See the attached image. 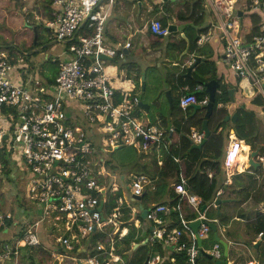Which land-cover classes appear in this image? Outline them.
<instances>
[{
  "label": "built area",
  "instance_id": "built-area-1",
  "mask_svg": "<svg viewBox=\"0 0 264 264\" xmlns=\"http://www.w3.org/2000/svg\"><path fill=\"white\" fill-rule=\"evenodd\" d=\"M114 3V0H51L52 15L45 21L46 29L53 33L49 39L68 46L60 55L63 59L53 57L57 73L52 83L26 77L25 68L15 69L6 50L0 48V168L2 154L7 153L6 158L13 162L12 157L20 153L28 167L27 198L44 213L34 221L31 214L22 237L0 239V264H20L23 249L41 245L38 227L46 219L51 227L56 226L58 216L65 235L57 237L59 249L51 253L52 259L63 262L67 258L78 264H130L131 253L123 250L121 243L126 235L122 232L124 208H129L133 216L126 221L138 229L142 222L138 214L147 209L143 220L148 225L144 230L150 227V232L145 243L159 241L168 253L183 254L187 264H199L203 256L201 249L213 261L222 258L219 242L214 241L210 250L203 247L211 232L209 223L216 225V232L219 226L222 233L227 231L228 226L221 225L219 220L209 222L205 217L208 206L217 209L215 201L220 191L215 192L201 211V199L187 193L180 175V182L172 184L174 191L186 197L197 217L187 220L179 214L178 225L171 226V209L167 205L150 203L145 207L141 199H135L155 188L147 174L119 173V188L106 182V157L102 153L132 146L146 156L167 147L166 136L173 131L172 127L165 128L160 122H148L137 115L141 109L139 93L119 92L117 97L104 62L124 59L131 44L127 41L110 45L105 41V23ZM202 7L204 12L197 14L203 20L201 31L195 36V46L213 38L220 41L224 60L235 78L246 79L254 95L264 98V0H203ZM147 28L157 37L170 34L168 25L159 19H152ZM18 77L21 81L15 82ZM184 89L185 93L178 99L180 110L209 102L207 95L198 100L188 87ZM195 89L202 90L203 86L199 84ZM230 136L221 162L225 183L236 173L235 163L241 148L236 136ZM203 137V131L190 130L192 143H200ZM256 158L264 168V157ZM157 162L161 164L159 159ZM206 174L211 179L214 171L208 169ZM127 178L130 181L125 186L123 180ZM11 217L10 213L0 212V234L5 219ZM196 219L205 223L194 233L189 224ZM93 234L97 236L95 242H92ZM263 234L258 233L257 240ZM145 261L144 264L159 263L157 257L148 256ZM171 261L174 263V258Z\"/></svg>",
  "mask_w": 264,
  "mask_h": 264
},
{
  "label": "crops",
  "instance_id": "crops-1",
  "mask_svg": "<svg viewBox=\"0 0 264 264\" xmlns=\"http://www.w3.org/2000/svg\"><path fill=\"white\" fill-rule=\"evenodd\" d=\"M9 1L11 0H8V2ZM30 1L32 2L35 0ZM140 1V10L138 11V13H136V0H114V6L105 23L104 37L107 44L113 45L116 43H124L127 41H129L131 44V47L125 50L126 56L124 59H107L104 62L105 70L110 76L111 83L117 89V97L119 95V92L129 91L139 93L140 99H144L143 101L148 104L147 112L144 109H140L136 112L139 117H141L142 119H146L148 122L149 119L153 123L160 122L165 128L172 127L174 131H172L173 133L179 132L182 130V128H179V130L176 129V131L174 130L175 127L178 128L174 124L175 120L180 116L185 118V116H187V114L190 112L189 108H187V110L185 111H182L179 110L178 105H176L179 97L185 93L184 88L188 87L180 86L179 78L180 76L192 77L194 75L196 66L190 71L189 74L187 73V68L189 67V65H191L190 61L193 60L190 59V55H197L201 57L203 61L205 60V57L212 60L214 66L216 67V71L218 74L217 76L221 77V85L229 84L228 89L234 88V102H231L230 100L228 103H218L217 110L219 114L216 116V119L218 118V120H220L221 118H224L226 114L231 115L236 112V108L244 105L247 107V109L254 110L257 118V137L256 140L254 139V141L249 142V144H247L245 140L240 139L237 137V135H235L233 130L234 123H231L230 121L224 122L223 124H221V127L216 129L215 131V119L213 118V120L209 122V129L211 130L210 135L215 132V134H221L223 137V141L220 145V166L225 150L230 144L231 136L229 137V135L234 134L236 138L241 142V148L237 153L235 163V166H237L236 173L230 178V182L225 183V176L223 173L217 176V191H220L221 193L219 199L225 192V188H230L238 192H240L242 189H246L240 184L235 185L233 178L243 175H249V180H255L257 182L261 179V177H263V169L259 166V168L261 169V172L259 173V171H257L258 167L253 168L249 166L248 160L250 158V153L255 149L259 150L258 155L264 157V107L262 105H254L250 103L251 98L254 96L252 88L248 85L246 79L235 78L233 72L227 66L224 60L222 54V43L216 38H213L202 46H196L195 50H193L192 52L188 49V53L184 55L183 52L187 49V43L189 42V40H192L197 34V26L194 30L189 29L188 26L192 22L191 19L188 18L189 14H183V18L177 19L176 13L178 11L188 13L193 2L190 4V8H187L184 5L180 7V10L177 9V6L173 8L171 5H169V8L170 10H172V12L170 13L169 11L168 14L167 10H165L164 8V5H162L164 2H161L160 0ZM48 2H45V4L47 5ZM41 6L43 7L44 5L42 4ZM153 6H157V10L154 14H151L152 17L147 18V15L150 14L149 11ZM48 10L49 11L47 12H39L37 14L36 12H34L36 14L35 20L43 24L44 27L45 21L51 18L52 15V13L50 12L53 10L51 4L49 5ZM165 17L168 18V24H174L176 26V31L170 33L166 37H156L152 35L148 31V23L152 19H161ZM35 20H33V23ZM141 20H143L144 22L142 23ZM30 22V19H27L24 23L26 25V23ZM36 25H38V23ZM199 25L198 28L202 26V23ZM26 26H28L29 28L33 27L32 25ZM142 75L144 76L145 86L147 87V91L144 95L141 92ZM124 77H127V79H125ZM156 84L159 85L158 89H156ZM166 91H169V96L172 98L173 106H170L168 98L165 95ZM174 104L176 105V109H173ZM192 128L196 131H200V128H198V126H192L190 130ZM189 133L190 131L184 133V136L189 137ZM178 138L179 137H177L175 142L176 145H180L181 147L180 140H178ZM255 160H257L256 157ZM15 178H17L16 175ZM255 188L256 186L252 187L251 189H249L248 187L247 189L249 190L247 192H253ZM241 206L243 208L242 217L238 218L237 216V219H240L242 223H244L246 237L240 243H237L239 247V249L237 250L239 252V258L237 257V259H235L234 257L229 261V264H231L232 262L233 264H256V262H258L259 264H264L263 251L255 249L256 246H260L263 243L264 234L263 236H261V242L259 243V240H257V236L254 235V231L252 230L251 226L247 225V222L253 221L256 218L257 212L264 215V211H262L264 209H260L262 206H264V199L255 202L251 197L248 196L241 202ZM17 208L18 217L16 220H14L12 225L14 226L17 223H21L22 225L24 224L25 229V225L29 221L31 214L25 216V208L22 205H17ZM131 217L133 216L131 215L130 211L129 218ZM123 224H125V226H131V222L129 223L128 221H124ZM147 225V222L142 221L141 228L139 229L140 232H146L144 228ZM8 227L9 226L5 225L3 229V233L5 235H7L11 228ZM126 231H128L127 228ZM225 234H228L229 236L232 235L230 232H228V227ZM39 235L44 237V227L40 228ZM0 236L2 237L1 234ZM146 238L144 240H146ZM247 241H250L252 244L256 243L257 245L255 244L256 246H254V248H248L246 246ZM41 243L43 245L46 244V240L41 239ZM41 248L44 250L43 246L31 247V249L30 247H26L25 249H23L21 264H63V262H58L48 255L39 253L41 252ZM228 248L229 246L227 245V253Z\"/></svg>",
  "mask_w": 264,
  "mask_h": 264
},
{
  "label": "trees",
  "instance_id": "trees-1",
  "mask_svg": "<svg viewBox=\"0 0 264 264\" xmlns=\"http://www.w3.org/2000/svg\"><path fill=\"white\" fill-rule=\"evenodd\" d=\"M169 3L170 2L168 0L162 4L164 5L165 10H167V13L169 11L170 13L172 12V10H170L169 8L170 5ZM50 4H51V0L47 3L48 7ZM156 8L157 6H153L152 9L149 11V13L154 14L157 10ZM189 12L190 13L188 18L191 19L192 21L191 24H189L188 26L189 29L194 30L195 27L197 26V32L201 31V29L198 28V25L202 23L203 16H199L197 14L199 12H204L202 7V2H200V0L193 1V4ZM176 17L177 19H181L184 16L182 12L178 11L176 13ZM159 20L162 22L163 25H168L167 17L161 18ZM188 43H189V50L191 52L195 50L196 48L195 37L192 40H189ZM3 47L5 48H2V46H0L1 49L4 50L6 49L10 53L13 50H16L15 46H11L8 43L5 44V46ZM31 48L33 47L31 46ZM25 51H28V49ZM204 59L205 60L203 62H200L198 65H196V70L192 77L180 76L179 78V85L188 86L189 91L194 92L198 100L203 99L207 94L205 93L204 89L199 91L196 90L195 88L197 85L199 84L202 85V82H206L212 79H217L220 82V78H221L217 76L218 74L216 71V67L213 64V61L208 59L207 57H205ZM56 73H57V67L55 74L45 77L44 78L45 81L43 82L52 83ZM228 85L229 84H222L218 89L216 93L215 105L217 103L224 104L230 101V97L227 92L229 88ZM158 87L159 85L156 84V89H158ZM146 91H147V87L144 85V88L143 90H141V92L144 95ZM250 103L254 105H262L264 107V99L260 94H255L251 98ZM176 105H178V102L176 103ZM176 105L174 104L173 109H176ZM178 109L180 110L179 107ZM1 110L3 111L4 109L2 108ZM236 112H237V119L236 122L233 124L234 133L235 135H237L238 138L245 140L246 143L249 144V142H253L254 139L256 140L257 137V118L255 111L252 109H247V107L244 105L236 108ZM218 121H219L218 118L217 119L215 118V131L218 127H221V124L224 123V122L218 123ZM200 122L201 120L198 118L192 121L191 119L185 120L182 116L178 117V119H176L174 123L178 128H176L173 125L175 127L174 130L175 131L176 129L179 130V128H182V130L175 133H173L174 132L173 131L172 133L167 134L166 136V140L168 142L167 147L160 148L159 151H152L146 156H142L141 154H139L136 151V149L133 148L132 146H120L119 148L111 151V153L123 152L124 154L128 153V155H131V156H127L126 160H121L122 163H120L119 168H121V170L123 171L122 174L127 172L145 173L150 178H152V180L155 183V188L150 191L152 193V198L155 199V201L153 199L147 200V204L161 203L167 205L171 209L169 213L170 219L173 220L171 226L178 225L177 220L179 214H183L187 220H191L197 217V213L187 203L186 197L177 194L174 191V187L172 184L180 182V175L183 177V181H184L183 184L187 193L195 195L201 199L199 204V209L201 210L203 206H207L214 198L215 192L217 191L218 188L217 176L219 174H222V170L220 166V155H221L220 145L221 142L223 141L222 135L215 134V132H213V134L210 135L207 142L200 149H190V142L184 136V133L190 131V128L192 126H198V128H200ZM177 137H179L178 140H180L181 147L180 145L179 146L176 145L175 140L177 139ZM6 155L2 154L1 156L3 165L0 168V175H3L9 179H13L11 177L12 171L14 172L13 164H11L13 162H11L8 158H6ZM174 157H177L178 160L175 161ZM158 159L161 160V164H158L157 162ZM106 165L107 167H110L113 170H117L116 168L118 167L115 166V164L112 165L109 162V160L106 161ZM208 169L214 171V175L211 179H209L206 174V171ZM148 192H146V194ZM146 194L142 197L143 200ZM111 204L112 205L114 204V198L111 199ZM129 217H130V209L124 208L122 220L126 221L129 219ZM138 218L141 221L143 220L141 218V213L138 214ZM4 223L7 226H12L13 219L7 218L5 219ZM5 225L3 226V229ZM247 225L251 226L255 236H257L258 233L260 232L264 233V215L257 212L256 218L253 221L247 222ZM131 226L132 227L130 228L128 233L121 239L123 250L129 251V253H131L130 264H144L145 260L148 257L146 256L145 258H143L145 254L146 244L149 246V248L154 246L157 252L160 253L162 260L160 264H173L171 258H174V264H187L186 258L183 254L168 253L164 245L159 241H155L152 243L147 242L142 246L137 247L135 250H132L133 244L142 242L144 238H140L138 240V238L135 237V228L137 227H135L132 223ZM3 229L1 230V235L4 234ZM149 232H150V227H148L146 230L147 234H149ZM23 233H24V229L16 234L18 235L17 238L22 237ZM139 235H141L140 232ZM96 238H97L96 234H93L92 242H95ZM247 245L250 246L251 248H254L255 246L250 241L248 242ZM255 249L259 251L262 250L264 254L263 243L260 246H256ZM46 253H47L46 250H43L41 248V254H46ZM219 264H226V263L220 260Z\"/></svg>",
  "mask_w": 264,
  "mask_h": 264
},
{
  "label": "rangeland",
  "instance_id": "rangeland-1",
  "mask_svg": "<svg viewBox=\"0 0 264 264\" xmlns=\"http://www.w3.org/2000/svg\"><path fill=\"white\" fill-rule=\"evenodd\" d=\"M132 1V0H128ZM137 2V9L136 13L140 10L139 3L141 4L140 0H136ZM195 0H170L169 4L175 8L177 6V9L180 10V7L186 6L187 8H190V4ZM8 0L3 1L0 0V46L2 48H5V44H10L11 46H15L16 50H13L11 53L6 50L9 60L13 67L16 68H25V70L28 72L26 74V77H37L39 81L43 82L45 81V77L54 75L56 72L57 64L53 62V57H56L57 60L63 59L60 55L65 51L68 46L61 41L55 42V39H49L50 36L53 35L51 30L45 29L44 25L38 22L36 19V14L39 12H47L49 11L48 5L45 4V2L48 1H41V0H11L8 3ZM200 2L203 3V0H200ZM30 4V5H29ZM44 5L43 7L41 5ZM36 12V14L34 13ZM51 12V11H50ZM181 12V11H180ZM183 13V12H182ZM42 14V13H41ZM183 14H189L183 13ZM43 15V14H42ZM148 17H152L151 14L147 15ZM30 19V23H26V25H32L33 27H28L25 25V20ZM50 19V18H49ZM33 20L34 23H33ZM143 23L144 21L141 20ZM38 23V25H36ZM34 37L38 41L42 42V46L45 44H48L44 46L42 49H40L36 53H32L27 55L28 52H31L32 50H35L34 47L36 45L33 44ZM53 42L52 44H49L50 42ZM34 45V46H33ZM31 46L33 48H31ZM28 51H25L27 50ZM24 54V55H23ZM29 56V57H28ZM128 77V75H127ZM127 77H124L127 79ZM130 78V77H129ZM21 81V78L18 77L15 79V82ZM218 104V103H217ZM100 143V140L97 141ZM103 144V141H102ZM106 152L102 153L103 156L106 157V161L109 160V162L115 166H118L116 170L111 169L110 167L104 166L106 169L107 174V184L113 183L114 187L119 188V181H118V175L119 173H123L121 168H119L120 163H122L121 160H126L128 153L124 154L123 152H116L111 153ZM13 163V170L11 173V177L13 179L6 178L3 175H0V212L2 213H10L11 218L14 220L18 217V208L17 205H22L25 208L24 215L28 216L30 214L33 215V220H37L40 218L41 215H44L43 210L37 206L36 203H33L32 201L28 200L27 198V178H28V167L24 163L22 157L20 156L19 152H16L15 157H12ZM263 171L264 168L260 166ZM103 171V170H102ZM257 171L259 173L261 172V169L258 167ZM105 172V171H104ZM15 174L17 178H15ZM133 172H127V175H131ZM249 175H243L240 177H234V184H240L244 186L246 189H242L240 192L235 191L230 188H225V194L223 193L220 197L222 200H228L225 202H222L220 204V212L221 214L217 215V210L213 206H208L205 211V217L210 222L214 219L219 220L220 224L223 226H228V232H230L232 235L229 236L228 234L221 232V227L219 226L217 228V235L220 237V239H226L228 248V253L224 254V249L221 246L222 249V258L221 260L225 262L226 264H229V261L232 260L234 257L237 259L239 256V252L237 251L239 249L238 242L240 243L243 239L246 237V231L244 230V223L238 218L242 217L243 208L241 206V202L246 199L248 196L251 197L255 202L258 200L264 199V174L263 177L259 181L255 180H249ZM130 180L127 178L123 180V183L125 186H127V183ZM256 186L255 190L253 192H247L252 187ZM249 187V189H247ZM235 188V187H234ZM247 192V193H245ZM245 193V194H244ZM126 194L130 196L129 189H126ZM243 194V196H242ZM130 198V197H129ZM153 199L152 193L149 191L144 200H141V203L144 205H147V200ZM155 201V199H153ZM131 206H135V202L130 201ZM22 214V213H20ZM47 218L48 216H44ZM144 222H147L146 220H142ZM23 223V222H22ZM148 223V222H147ZM49 224V225H48ZM56 226L51 227V223L48 222V219L45 220L44 223H42L38 227V235L40 228H45V235L42 237L39 235L40 240L45 239L46 244H42L39 246H43L44 250H46V254L50 256L52 252H58L59 244L57 243V237L61 235H65L64 229L62 227V224L58 219L56 221ZM13 226V225H12ZM11 227L7 235L2 234L1 239H9L11 237H17L16 235L18 232L22 231L24 229V224L21 223L15 224L13 227ZM29 225H25L24 232L28 229ZM8 227V228H9ZM132 226L129 225H123L122 232L124 234H127ZM126 228L128 231H126ZM138 228H135V237L138 238H146L148 234L146 232H140L142 233L139 235ZM44 234V233H43ZM213 233L212 231L209 233L208 237L204 240L203 246L205 250H210L211 246L213 244L214 236L212 237ZM84 243L83 241H81ZM249 241L246 242V246H248ZM261 242V239L259 240V243ZM258 243V242H257ZM254 243L253 245H255ZM264 244V240H263ZM37 247V246H35ZM251 248V247H250ZM31 249V247H30ZM41 253V252H39ZM146 256L150 257H157L159 264L161 263V255L157 252L154 246L149 248V246L146 244L145 254L143 258ZM239 258V257H238ZM21 264V258L19 260ZM59 262V261H58ZM5 264H10V262H6ZM63 264H78L76 261L71 262L69 259H65L63 261ZM199 264H214V261L211 259L205 258V256H201L199 258ZM233 264V262L231 263Z\"/></svg>",
  "mask_w": 264,
  "mask_h": 264
},
{
  "label": "water",
  "instance_id": "water-1",
  "mask_svg": "<svg viewBox=\"0 0 264 264\" xmlns=\"http://www.w3.org/2000/svg\"><path fill=\"white\" fill-rule=\"evenodd\" d=\"M160 1L161 2H166L168 0H160ZM239 14H240V12H239ZM85 22H86V20L83 21V23L81 24L80 27H82ZM168 29H169L170 33L175 32L176 31V26L174 24H168ZM36 38L34 37V41H33L34 45L37 44ZM52 43L53 42L51 41L49 44H52ZM46 45H48V44H45L43 46H39V47L35 48V50H32L31 52H28L27 55L38 52L40 49H42ZM188 49H189V43H187V49L184 50V52H183L184 55H186L188 53L187 52ZM190 57H191L190 59H193V62L187 68V73L188 74L190 73V71L193 68H195V66L197 64H199L201 61H203V59L201 57L197 56V55H193L192 54V55H190ZM102 59H105V58L102 57ZM144 85H145V81H144V76L142 75L141 76V90H143ZM202 85L204 87L205 93L208 95L209 102L205 106H200L198 104H193V105L189 106L188 108L190 109V112L187 114V116H185V119H191L192 121L194 119H197V118L200 119L201 120V122H200V130L204 132V137H203V139H202V141L200 143L195 144V143H192L191 139L188 136H186V138L190 142V149H200V148L203 147V145L205 144V142L207 141V139H208V137L210 136V133H211V130L209 129V122L211 121V119H213V118L215 119L217 114H218V110H217L218 106H217V104L215 105V103H216V93H217L218 89L220 88L221 83L218 80H216V79H212V80H209V81H206V82H202ZM227 92L229 94L231 102H234V98H233L234 88L228 89ZM165 95L168 98L170 106H173L172 98L169 96V91H166ZM139 107L141 109L146 110V112L148 111V104H146L143 100H141L139 102ZM219 107H221V106H219ZM236 119H237V112H234L231 115L226 114L224 116V118H222V119H220L218 121V123H223V122H228V121H230L231 123H235ZM149 122H151L150 119H149ZM258 154H259V150L258 149H255L254 151H252L250 153V158L248 160L249 166H251L253 168H257V167L260 166V163L257 160H255V157L258 156ZM144 195L145 194H143L142 196H136L135 199L136 200H140V199H142V197ZM225 201H228V200L216 199L215 203H216V206H217V215H219L221 213L220 210H219L220 209V204L222 202H225ZM205 207L206 206H203L201 208V211L205 210ZM146 213H147V209L143 208L142 211H141V218L142 219L145 218ZM201 223H205V220L196 219V220L190 222L189 225H190V227H191V229H192V231L194 233H196L197 228L199 227V225ZM208 225H209V227H210V229H211V231L213 233L214 240L221 244V246L224 249V254L226 255L227 254V243L224 240L220 239V237L217 235L216 225L214 223H209ZM195 237H196V240H197V244L199 246H201V240L199 239L197 234H195ZM144 243H145V240H143L140 243H135L133 245V248H137L138 246H142ZM200 254H202L203 256H205V257L210 259V257L205 252L202 251V249L200 250ZM219 262L220 261L217 260V261H215V264H219Z\"/></svg>",
  "mask_w": 264,
  "mask_h": 264
},
{
  "label": "flooded vegetation",
  "instance_id": "flooded-vegetation-1",
  "mask_svg": "<svg viewBox=\"0 0 264 264\" xmlns=\"http://www.w3.org/2000/svg\"><path fill=\"white\" fill-rule=\"evenodd\" d=\"M41 44L42 42L38 41V43L36 44V47L42 46Z\"/></svg>",
  "mask_w": 264,
  "mask_h": 264
},
{
  "label": "clouds",
  "instance_id": "clouds-1",
  "mask_svg": "<svg viewBox=\"0 0 264 264\" xmlns=\"http://www.w3.org/2000/svg\"><path fill=\"white\" fill-rule=\"evenodd\" d=\"M185 119V118H184ZM185 120H187V119H185Z\"/></svg>",
  "mask_w": 264,
  "mask_h": 264
}]
</instances>
